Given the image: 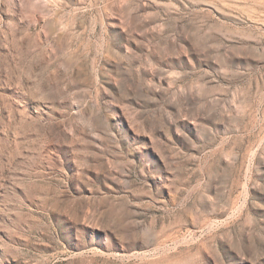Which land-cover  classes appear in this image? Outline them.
<instances>
[{
  "label": "rangeland",
  "instance_id": "rangeland-1",
  "mask_svg": "<svg viewBox=\"0 0 264 264\" xmlns=\"http://www.w3.org/2000/svg\"><path fill=\"white\" fill-rule=\"evenodd\" d=\"M0 264H264V0H0Z\"/></svg>",
  "mask_w": 264,
  "mask_h": 264
}]
</instances>
